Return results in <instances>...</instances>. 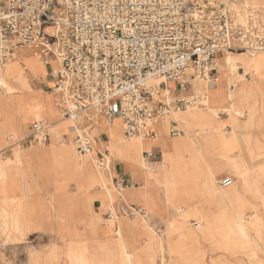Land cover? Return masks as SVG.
I'll use <instances>...</instances> for the list:
<instances>
[{
	"label": "built area",
	"instance_id": "1",
	"mask_svg": "<svg viewBox=\"0 0 264 264\" xmlns=\"http://www.w3.org/2000/svg\"><path fill=\"white\" fill-rule=\"evenodd\" d=\"M234 5L235 0H0V74L16 48L39 47L62 116L77 120L84 115L86 124L74 138L80 155L95 148L91 115L109 124L120 119L126 140L145 138L174 111L204 106L184 91L197 77L212 84L217 58L229 51H264V23L252 9L241 22ZM31 127L22 143L50 141L48 123ZM183 133L172 124L171 136ZM97 156L96 164L109 170L107 144ZM144 157L150 164L161 161L153 151ZM232 182L231 176L220 180L223 187ZM114 185L136 186L123 175Z\"/></svg>",
	"mask_w": 264,
	"mask_h": 264
},
{
	"label": "crops",
	"instance_id": "2",
	"mask_svg": "<svg viewBox=\"0 0 264 264\" xmlns=\"http://www.w3.org/2000/svg\"><path fill=\"white\" fill-rule=\"evenodd\" d=\"M22 47L16 50L20 54H27L29 49L28 52H21ZM52 65L58 66L56 63ZM27 66L23 75L27 77V86L30 89L25 88L15 96H3L0 87V157L3 156L0 162L7 159L15 162L18 158L21 161L18 169L8 171V181L0 186V205L9 199V213L16 214L7 219V228L3 232L1 227L6 225L0 219L1 233L6 236L4 241H17L24 234L33 240H53L58 231V242H52L46 249L30 251L29 264H55L59 256H64V264H70L67 257L69 248L74 244L84 243L90 245L95 264H122L123 261H118V232L121 228L125 244L133 254L135 264H167L171 257L168 253L169 224L174 219L177 220L180 214L171 204L182 206L184 197L176 198L170 203L167 192L156 176H151L144 167L130 158L117 153L112 157L110 138L120 133L123 136L121 121L98 126L97 121L100 118H93L89 131L95 140V148L89 154L83 155L84 162L81 165L74 138L79 128L82 130L86 124L84 115L81 114L77 120L64 118L61 110L57 109L55 99L39 92L38 77ZM46 80L49 90L52 82L48 76ZM259 80L264 93V76ZM199 98L202 99L203 95ZM45 118L47 121H44ZM38 121L49 124L50 141L41 144L22 143L31 133L32 124ZM105 121L108 123L107 119ZM178 123L171 121L169 135L172 124L182 129V124ZM163 128L164 125L160 123L150 129V136L145 138L151 141L146 143L147 149L144 151L157 153L161 160L163 151L171 147V141L164 143L163 139H156L157 135H151L153 131L158 134L162 130L166 136ZM15 135V140L10 138ZM104 143L109 146L113 166L109 175L107 169H102L95 163L97 151L103 148ZM131 155L135 156V153ZM94 164L103 174L97 172ZM115 172L118 176L123 175L133 181L136 186L117 188L119 191L113 190L111 195L106 186L112 187L111 182L115 184ZM221 176V179L231 176V172L227 169L219 174V177ZM103 179L107 180V184ZM233 179L235 181L239 178ZM190 192L198 197L192 196L189 205L200 204L202 199L199 197V187L193 186ZM125 206L132 208L130 217L123 214ZM59 209V220L62 221H57L58 218L51 216L59 212ZM109 213L112 216L106 218ZM148 218L162 221L166 225L164 233L154 230ZM14 227L18 229L15 230ZM61 231H65L63 236Z\"/></svg>",
	"mask_w": 264,
	"mask_h": 264
},
{
	"label": "bare ground",
	"instance_id": "3",
	"mask_svg": "<svg viewBox=\"0 0 264 264\" xmlns=\"http://www.w3.org/2000/svg\"><path fill=\"white\" fill-rule=\"evenodd\" d=\"M253 2L264 3V0H253ZM239 16L241 22H245L246 17L244 18L242 14H240ZM47 30L52 31L53 28L50 27L47 28ZM24 46L29 49V52L27 54H20L18 50H15L13 59H11L7 63L5 69L0 74V87L3 90L1 92L3 96H15L21 93L25 88L30 89V87L27 86V77L23 75V72L27 70L26 65H28L32 69L33 74L37 75L39 82L44 80L46 81L49 69L48 66H46L44 63V59L39 50V47L35 45ZM24 63L26 65H24ZM33 63H35L37 66H34L35 64ZM52 63H56L58 65L57 60H53ZM217 67L222 69V74H217L216 80L212 84H207L203 81V79L197 77L192 80L190 87H188L184 91L185 95L194 94L195 97H201V95H203V98L201 100L206 105V108L202 109L197 108L196 106L194 108H190L193 105H189V108L186 107L183 110H177V112H174L173 114L171 113V115L165 116L164 118L160 119L157 125L162 123L164 125L163 129H165L167 135L164 136L161 130L158 132L156 139H163L164 143L165 141L170 140L168 136V127L171 121L178 120L179 118H182L184 116H190L196 119L199 122V127L201 128L203 122L205 121H213L219 128L221 124V117L219 115V112L221 111L220 109H223L224 113L226 114V118L223 119V122H226L227 119V122L233 126L238 146L240 147L242 152V156H228L229 151L224 145L226 134L223 131H214L211 133H207L205 136L203 135L201 139L204 144L208 148H212L215 153L219 154L222 157V160L217 164H215L212 160L204 159L203 166L206 171L205 185L208 189L207 191L218 203V210L212 213H208L202 210L201 206H199L201 204L200 203L196 205L199 207L191 212L194 216H191V218H195L196 220H198L200 225L204 227L205 224L202 223V220L206 219V226L209 227L210 231L209 236L218 245L223 246L225 249L241 248L244 250L246 248L244 238L248 236L249 232L242 215L235 208L232 202L233 198L239 197L238 192L235 190L234 179L230 186L223 187L220 184L218 171L225 169L226 167L234 169L236 172H238L239 179L241 178L244 184H248V167L251 166L250 159H254L255 164H257V160H261L264 157V154L261 151L263 149L258 142L254 145L253 149L250 148L252 144L249 134L247 139L239 138L237 132H242L244 134L247 131V127L243 126V122L241 120V117L245 114V112H240L239 116H237L232 114L231 109L232 107L235 111L239 107L250 109L251 105L248 104L251 103V100H253L254 97H256V93L260 94V96L264 94L262 92V87L256 81L257 78H263L264 76V51L253 54L245 51H229L226 53V55H224V57L217 58ZM239 77H245V79H247L249 83H242L240 80L238 82V79H240ZM237 82L239 83L238 85L236 84ZM171 84L172 83H170V85ZM237 86L238 88H236ZM204 89L205 92L201 94L200 91ZM39 92L43 96L55 99V104L57 106V101L59 99L57 93L45 92L42 88L39 89ZM198 92H200V94ZM227 106L230 108L226 111L225 108ZM57 109L60 110L58 106ZM91 117L94 119L100 118V120L97 121L98 126H101L104 123L110 125L109 123L104 121V117H98L97 115H91ZM44 120H46V118ZM116 121L121 120L117 119L114 122ZM80 131L82 130L79 128V132ZM201 139H193L191 142L192 146L195 147V151L200 156H202L203 151V148L199 146ZM110 141L112 156L116 155L117 153L120 156H124L136 161L139 165L144 167V169H146L151 176H157L159 174V170L164 169L162 166L159 167L160 169H158L157 163H147L145 157L143 156L144 151L147 149L146 143L148 141H151V139L149 140L143 138L142 136H138L131 140H126L120 133L118 135H113L110 138ZM133 152L135 153V156L131 155V153ZM79 160L80 164L82 165V163L84 162V156L79 155ZM108 160H110L111 162L110 156L108 157ZM20 164L21 161L19 158L15 162H12L10 159L0 162L1 187L5 181H8V171L18 169ZM94 165L97 169V172L103 174V171L99 169L96 164ZM108 168L109 170L107 171V173L109 175L111 164H109ZM262 168L264 169V167ZM103 181L105 184H107L106 179H103ZM157 181L160 182V179L157 178ZM106 188H108L110 193L113 190L119 191L115 187V185L112 187L106 186ZM111 195L113 194L111 193ZM8 203L9 199H7V201L4 200L3 204L0 205V219L4 221L5 225L9 217L16 215L9 213ZM179 208L183 209L184 207L180 206ZM123 214L128 217L131 216V213L126 212V210H123ZM172 223V226L175 225V222ZM211 226H214V229ZM1 228L3 232L6 230L7 225ZM14 228L15 230L18 229V227ZM118 235V247L120 249L118 261H125L127 264H135L134 256L125 244L121 228L119 229ZM67 257L71 264H95L92 260V249L88 243H84L83 245L74 244V246H71L69 248Z\"/></svg>",
	"mask_w": 264,
	"mask_h": 264
},
{
	"label": "rangeland",
	"instance_id": "4",
	"mask_svg": "<svg viewBox=\"0 0 264 264\" xmlns=\"http://www.w3.org/2000/svg\"><path fill=\"white\" fill-rule=\"evenodd\" d=\"M197 1L203 4L213 0ZM234 7L238 10L239 15L242 14L244 18L246 17L245 14L247 13V10L252 9L255 15L258 16V19L264 23V3H254L253 0H235ZM27 50V47L20 48L21 52H28ZM217 71L218 75L222 74L221 68L217 67ZM239 78L238 82L240 80L242 83H249L245 77ZM259 79L262 80L263 78L256 79L257 83L260 85ZM46 81H41L38 87L42 88L45 92H51L48 90ZM238 82L236 83L237 85L239 84ZM236 88H238V86ZM200 92L201 94L204 93L205 89ZM187 95L191 96L189 94ZM255 96L256 97L251 100V103L248 104L251 105L250 109H245L243 107H239L236 111L233 110V107L231 109L232 114L237 116H239L240 112H245L241 117V120L243 126L247 127V131L244 134L242 132H237L239 138L247 139L249 134L252 144L250 148L253 149L254 145L258 142L263 149L261 151L264 154V94L260 96V94L256 93ZM201 103L204 106L194 105L190 108H194L195 106L202 109L206 108V105L203 102ZM229 108L230 107L227 106L225 110L227 111ZM220 110L219 115L221 117V124L219 128L213 121L203 122L201 128L196 119L190 116L186 117L183 114L184 117L179 118L176 121L182 124L179 126L182 127L184 133L175 137L170 136L168 133L171 147L170 149L163 151V159L157 163L158 169H160L159 167L161 166L164 169L159 170L156 179H160L159 183L167 192L169 202L172 203L174 199L184 197L183 200L181 199L183 201V209H180V206L171 204L180 214L177 220L174 219L172 221L175 222V225L172 226V222L169 224L168 235L170 237V242L168 253L171 257L167 264H264V169L262 168L264 167V157L261 160L258 159L257 164H255L254 159H250L251 166L248 167V184H244L241 178L235 179L234 181L235 190L238 192L239 197L233 198L232 202L242 215L249 232L248 236L244 238L246 243V248L244 250L241 248L225 249L223 246L218 245L209 236L210 231L209 227L206 226V219L202 220V223L205 224L204 227L200 225L198 220L191 218V216L194 217L191 212L199 206H201L203 211L208 213L218 210V203L207 191L208 189L205 185L206 171L203 166L204 159L212 160L217 164L222 160V157L215 153L212 148H208L204 144L201 139L203 135L205 136L207 133L214 131H223L226 134L224 145L229 151L228 156H242L233 126L228 122H223V119L226 118V114L223 109ZM16 137L17 136L15 135L10 138L15 140ZM193 139H201L199 146L203 148L202 156L204 157L198 155L195 151V147L191 144ZM14 153L16 156L17 151ZM97 157L98 156H95V159H97ZM0 158H3V156ZM111 167L113 168V166ZM227 169L231 172V176L239 178L238 172L229 167L218 171V176L222 171ZM115 176L117 178L120 177L116 172ZM219 178L221 179L222 176ZM110 184L111 186H114L112 182ZM195 185L200 189L199 197L202 201L199 206H190L189 204L192 196L198 197L197 194L192 195L190 192ZM60 211L61 209H59V212L51 215L52 217L58 218L57 221H62L59 220V216L61 215ZM106 218H109V214L108 216L106 215ZM148 222L154 230L159 233L163 234L166 230V225L159 219L148 218ZM66 227L70 228V226ZM211 227L214 229V226ZM62 232L63 231L60 233ZM64 232L62 233V236ZM55 235L56 236L54 237L56 239L53 238L52 240L51 238V240L47 241H38L28 238L24 234L23 237L21 236L17 241L6 242L4 241L6 236L5 234H2L0 230V264H29L30 251L35 249L38 250L39 248H49L52 245V242L56 243L58 242L57 239H60V237H58V231ZM64 260V256H59L56 259L55 264H64ZM122 264L127 263L123 261Z\"/></svg>",
	"mask_w": 264,
	"mask_h": 264
}]
</instances>
